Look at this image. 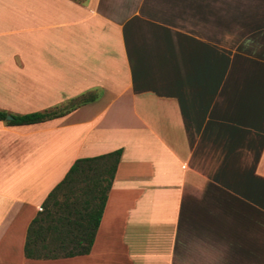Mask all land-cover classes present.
<instances>
[{
	"label": "crops",
	"instance_id": "0c3cea01",
	"mask_svg": "<svg viewBox=\"0 0 264 264\" xmlns=\"http://www.w3.org/2000/svg\"><path fill=\"white\" fill-rule=\"evenodd\" d=\"M82 97L0 121V264H264V0H0V111ZM117 150L89 254L26 258L72 165Z\"/></svg>",
	"mask_w": 264,
	"mask_h": 264
},
{
	"label": "trees",
	"instance_id": "16d2710c",
	"mask_svg": "<svg viewBox=\"0 0 264 264\" xmlns=\"http://www.w3.org/2000/svg\"><path fill=\"white\" fill-rule=\"evenodd\" d=\"M83 2L84 0H74ZM82 97L62 110L25 115L0 111L8 126L42 123L87 103ZM10 116L12 119L7 121ZM122 150L77 160L50 192L27 230L24 255L28 259H60L89 254L111 189ZM60 197H63L61 200Z\"/></svg>",
	"mask_w": 264,
	"mask_h": 264
},
{
	"label": "water",
	"instance_id": "95a60500",
	"mask_svg": "<svg viewBox=\"0 0 264 264\" xmlns=\"http://www.w3.org/2000/svg\"><path fill=\"white\" fill-rule=\"evenodd\" d=\"M12 118L11 117H7V120H11Z\"/></svg>",
	"mask_w": 264,
	"mask_h": 264
},
{
	"label": "rangeland",
	"instance_id": "374dc122",
	"mask_svg": "<svg viewBox=\"0 0 264 264\" xmlns=\"http://www.w3.org/2000/svg\"><path fill=\"white\" fill-rule=\"evenodd\" d=\"M10 117V116H9ZM6 120H7V118H6ZM7 121H9V120H7ZM60 199L62 200L63 199V197H60Z\"/></svg>",
	"mask_w": 264,
	"mask_h": 264
}]
</instances>
